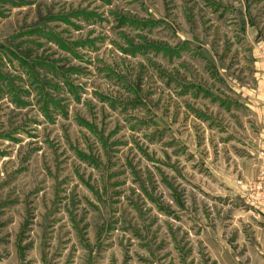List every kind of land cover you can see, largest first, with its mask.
<instances>
[{
	"label": "rangeland",
	"instance_id": "374dc122",
	"mask_svg": "<svg viewBox=\"0 0 264 264\" xmlns=\"http://www.w3.org/2000/svg\"><path fill=\"white\" fill-rule=\"evenodd\" d=\"M0 75V264H264V0H0Z\"/></svg>",
	"mask_w": 264,
	"mask_h": 264
},
{
	"label": "trees",
	"instance_id": "16d2710c",
	"mask_svg": "<svg viewBox=\"0 0 264 264\" xmlns=\"http://www.w3.org/2000/svg\"><path fill=\"white\" fill-rule=\"evenodd\" d=\"M124 16V15H123ZM125 19H128V20H130V18H126V16H124V17H118L117 16V20H118V23L119 22H121V20H125ZM59 46H61V48H64V50H68V48H66V47H64L63 45H59ZM130 47V49H132L133 48V45L131 46H129ZM129 49V50H130ZM144 49H147V47H145ZM42 58V57H41ZM47 62H50L48 65H47V67L45 66L44 67V65L42 64H39L40 62H38V61H36V62H32V64H29V65H27V63L26 62H23L22 64H24L23 66H25V65H27V67L28 68H30V71H31V73L33 74L34 73V71H32V70H34V69H38V70H45L46 68H47V70L49 71V72H51V73H54V78L56 79V80H58V79H60L59 77L61 76H63V75H65V72H67V71H65L64 73H60V71H58L57 69H56V67L54 66V63L56 62V61H47ZM30 71H26V72H30ZM46 71V70H45ZM59 76V77H58ZM0 86H1V90H0V92H2V89H3V91H4V89L6 90V89H8V91H9V93H14V91H13V87H12V85H11V81H9L7 78H6V76L5 77H3V75H0ZM64 83H68L67 81H63ZM43 86V85H42ZM38 94H39V96H40V98L43 100V102H45L44 103V105H48V104H50V102L51 101H53L52 99H50V101H48V100H46V99H44V95H43V89H39L38 88ZM16 94V93H15ZM14 95V94H13ZM17 96V94L16 95H14L13 96V99H15L17 102H15V104L16 105H23L22 103H21V100H20V98L19 97H16ZM14 100V101H15ZM85 125H87V124H85Z\"/></svg>",
	"mask_w": 264,
	"mask_h": 264
},
{
	"label": "built area",
	"instance_id": "2783aa9c",
	"mask_svg": "<svg viewBox=\"0 0 264 264\" xmlns=\"http://www.w3.org/2000/svg\"><path fill=\"white\" fill-rule=\"evenodd\" d=\"M258 178H259L258 180L259 182L257 184H254L253 187L252 186L248 187V191L251 195L254 194L257 200L264 202V172H262ZM254 190H259V192H261V195H259L258 193L257 195L256 194L257 191L255 192Z\"/></svg>",
	"mask_w": 264,
	"mask_h": 264
},
{
	"label": "crops",
	"instance_id": "0c3cea01",
	"mask_svg": "<svg viewBox=\"0 0 264 264\" xmlns=\"http://www.w3.org/2000/svg\"><path fill=\"white\" fill-rule=\"evenodd\" d=\"M257 88H258L259 93L264 92V76L262 77L261 81H258ZM262 109L263 110L260 113L264 114V108H262ZM262 120H263V128H262V134L260 137H261V144H262L263 150H264V118H262ZM262 153H264V151ZM263 156H264V154H263ZM261 164L264 165V157H262V163ZM263 208H264V206H263Z\"/></svg>",
	"mask_w": 264,
	"mask_h": 264
}]
</instances>
